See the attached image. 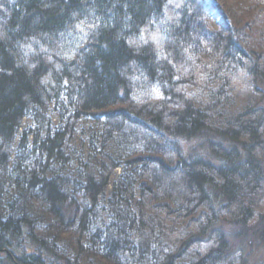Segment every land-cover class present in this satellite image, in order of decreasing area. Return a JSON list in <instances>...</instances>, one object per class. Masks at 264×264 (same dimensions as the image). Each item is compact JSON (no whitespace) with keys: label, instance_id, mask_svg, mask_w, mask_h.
I'll use <instances>...</instances> for the list:
<instances>
[{"label":"trees","instance_id":"obj_1","mask_svg":"<svg viewBox=\"0 0 264 264\" xmlns=\"http://www.w3.org/2000/svg\"><path fill=\"white\" fill-rule=\"evenodd\" d=\"M5 252L264 264V0H0Z\"/></svg>","mask_w":264,"mask_h":264},{"label":"rangeland","instance_id":"obj_2","mask_svg":"<svg viewBox=\"0 0 264 264\" xmlns=\"http://www.w3.org/2000/svg\"><path fill=\"white\" fill-rule=\"evenodd\" d=\"M30 125V121L28 120H23L22 121V127H28ZM176 144L178 145V148L181 151V154L184 158H200L204 157V152L206 151V149L204 148V146L201 143V140H191V141H175ZM118 171L115 172V175H118ZM27 246V245H26ZM28 248V247H27ZM31 249L29 248L28 252L26 254H30L31 253ZM20 252H17L15 254L16 257H19ZM9 256L12 257L11 254L5 252V254L0 253V264H6L5 262V258ZM84 264H99L96 260L93 259H89L86 263Z\"/></svg>","mask_w":264,"mask_h":264}]
</instances>
